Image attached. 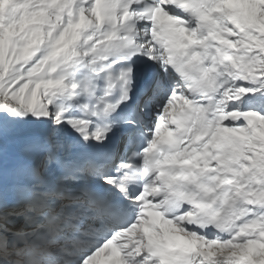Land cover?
I'll list each match as a JSON object with an SVG mask.
<instances>
[{
	"label": "snow or ice",
	"instance_id": "snow-or-ice-1",
	"mask_svg": "<svg viewBox=\"0 0 264 264\" xmlns=\"http://www.w3.org/2000/svg\"><path fill=\"white\" fill-rule=\"evenodd\" d=\"M0 264H264V0H0Z\"/></svg>",
	"mask_w": 264,
	"mask_h": 264
}]
</instances>
